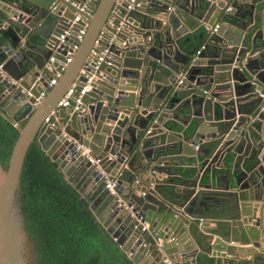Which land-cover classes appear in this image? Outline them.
<instances>
[{"label": "water", "instance_id": "obj_1", "mask_svg": "<svg viewBox=\"0 0 264 264\" xmlns=\"http://www.w3.org/2000/svg\"><path fill=\"white\" fill-rule=\"evenodd\" d=\"M212 1L0 0V109L19 129L0 163V264L27 262L19 187L34 141L134 264H264V0ZM72 3L86 32L49 86L45 63L65 62L82 25ZM169 119H194L191 139ZM216 168L230 170L215 188Z\"/></svg>", "mask_w": 264, "mask_h": 264}, {"label": "trees", "instance_id": "obj_2", "mask_svg": "<svg viewBox=\"0 0 264 264\" xmlns=\"http://www.w3.org/2000/svg\"><path fill=\"white\" fill-rule=\"evenodd\" d=\"M188 130L193 131V126ZM18 133L0 109V163L5 167ZM19 202L30 264H134L35 141L24 158Z\"/></svg>", "mask_w": 264, "mask_h": 264}, {"label": "built area", "instance_id": "obj_3", "mask_svg": "<svg viewBox=\"0 0 264 264\" xmlns=\"http://www.w3.org/2000/svg\"><path fill=\"white\" fill-rule=\"evenodd\" d=\"M73 5H75V7H77V12L73 18L72 24L81 21L82 25H80V27L77 29L76 32V41H74L71 45V47L66 51V57H65V62L59 61V66L58 68H55L53 66V62L55 61V58L53 57V55H51L48 59V61L45 63L44 65V69L46 71H51L52 69L55 70L54 76L49 80L48 85L52 86L57 82L58 77L61 75V73L63 72L66 64L68 62H70L72 60V56L75 52V50L78 47V42L80 40H82L85 32H86V28H87V19L90 16V12L88 11V9L86 8L85 5L83 6H78L76 3H72ZM231 6H227L225 8L226 11L230 10ZM72 26V25H71ZM217 27H213L211 28V31H215ZM69 34V30H65L63 34H60L59 36V41L62 42L65 35ZM101 38V33L97 36L96 40L94 41L93 47L91 49V53L93 55H97L96 58V63H99L102 60V55L105 53V50H101L99 52H97V50L95 49V46L98 45V41ZM204 48V46L201 47L200 50L197 51V53H200V51ZM197 57V56H196ZM2 68V63H0V70ZM179 82H181V79H179ZM89 88L88 83H86L80 90H79V96L83 93H85V91ZM75 83H73L64 93L63 97L58 101L57 106H66L68 103V98H70L74 92H75ZM45 95V91L43 89V91L39 92V95L37 97H35V101H34V105L37 104L40 99ZM79 100V98H77V101ZM195 148L197 149L198 147L195 146ZM85 152H89L88 149H85ZM89 161L91 163L96 162L97 160L94 157H89ZM104 187L106 189H108L110 194H115V187H116V182L114 179H106L104 182ZM144 225L141 227V229L145 228V223H143Z\"/></svg>", "mask_w": 264, "mask_h": 264}, {"label": "crops", "instance_id": "obj_4", "mask_svg": "<svg viewBox=\"0 0 264 264\" xmlns=\"http://www.w3.org/2000/svg\"><path fill=\"white\" fill-rule=\"evenodd\" d=\"M221 0H214V1H212V2H210V6H211V8H213L215 5H216V2H220ZM231 2H232V0H230L227 4H226V6H225V8L227 7V6H230L231 5ZM239 5V9L240 10H242V8H244L243 6L245 5L244 3H239L238 4ZM225 8L223 9V11H226L225 10ZM214 13V12H213ZM213 13L211 14V16H210V18H209V21L208 22H212V20H214V18H215V16H213ZM210 15V14H209ZM207 18V17H206ZM219 23L220 22V20L219 19H216V21H215V23L212 25V27L211 28H213V27H217V23ZM205 42V41H204ZM203 46V43H202V45L199 47V50L201 49V47ZM208 51H210V50H208ZM197 53V52H196ZM181 118H183V117H181ZM167 123L169 124V125H173V128H174V130L176 131V133L178 134V135H180V136H184L187 140H190L191 139V135L192 134H190L191 132H192V130H188L189 129V127H192V126H194V119H191L189 122H188V124L187 125H185V126H183L182 124H180L178 121H176V120H174L173 122H170V119L167 121ZM209 129L210 130H215V127L214 126H209L208 127V130H206L205 131V135H208V131H209ZM187 135H189V136H187ZM211 140L209 139V141H208V138H206L205 137V139H202V143H201V146H202V148H207V147H209L210 149H212L213 147H214V143H212V142H210ZM210 142V143H209ZM195 150H196V148H194ZM206 159V156L204 155V154H200L199 155V157H198V166L200 167L201 166V162L202 161H204ZM183 162V164H185V165H189V161L188 160H183L182 161ZM230 169H226V168H216V170H215V172H217L218 173V176H217V178H213V181H212V183H213V186L216 188V187H220V186H223L224 185V183H225V180H226V172L227 171H229ZM201 181H202V179H200ZM253 202H255V201H253ZM243 223L244 224H251V222H244V220H243ZM236 226H237V223L235 224ZM187 239H189V238H187ZM233 244H236V243H233ZM237 245V244H236ZM237 246H243L244 248L243 249H245V250H243V251H241V253H243V254H245V253H249V252H252V250H248L249 248H251L250 247V245L249 244H245V245H237ZM250 257H247V259H249ZM246 260V259H245Z\"/></svg>", "mask_w": 264, "mask_h": 264}, {"label": "rangeland", "instance_id": "obj_5", "mask_svg": "<svg viewBox=\"0 0 264 264\" xmlns=\"http://www.w3.org/2000/svg\"><path fill=\"white\" fill-rule=\"evenodd\" d=\"M26 250H27V253H26L27 262H26V264H30L31 263V260H30V256H29V246H28V243H27V246H26Z\"/></svg>", "mask_w": 264, "mask_h": 264}]
</instances>
